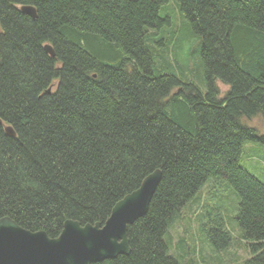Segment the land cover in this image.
Listing matches in <instances>:
<instances>
[{
  "label": "trees",
  "instance_id": "1",
  "mask_svg": "<svg viewBox=\"0 0 264 264\" xmlns=\"http://www.w3.org/2000/svg\"><path fill=\"white\" fill-rule=\"evenodd\" d=\"M174 1L0 0V219L50 237L68 219L105 223L161 169L130 254L95 264H180L169 228L192 201L205 213L198 192L219 177L239 201L202 223L207 242L230 249L235 221L250 250L239 264H264V181L241 164L264 147L248 123L264 122V0ZM172 12L200 39L208 91L170 71Z\"/></svg>",
  "mask_w": 264,
  "mask_h": 264
},
{
  "label": "rangeland",
  "instance_id": "2",
  "mask_svg": "<svg viewBox=\"0 0 264 264\" xmlns=\"http://www.w3.org/2000/svg\"><path fill=\"white\" fill-rule=\"evenodd\" d=\"M174 2V0H168V6L172 8ZM161 14L165 17L167 16L164 11H161ZM170 18L172 27L164 34L167 37H162L164 39L167 38L168 42H170L169 53H167L168 60L173 66L170 71L181 80L193 81L208 91V83L205 79L206 73L201 64L200 39L188 31L179 14L172 12ZM171 36H173L172 40L169 41ZM160 53L163 55L165 52ZM158 61H162L161 57ZM218 85L223 92L229 89L228 85L220 81ZM248 123L256 126L261 133H264L262 118L255 117ZM263 161L264 147H258L256 155L244 153L241 158L242 166L250 170L262 181H264ZM198 196L201 197L203 203L208 204V207L204 210L205 213L201 206L199 209L195 208L196 205L190 208L189 205L193 203L192 201L183 209L180 215L181 220H177L172 227L170 226L171 228H169V232L166 235V240L170 245V252L178 258L180 264H230L232 262L239 264L243 262L250 256V250L245 247V241L240 235L242 230L235 221L232 223V228L234 231L233 235L237 241L228 250L216 248L208 243L207 232L202 226L203 222L209 227L213 226L215 222L212 219H216L218 214L223 216L233 214L234 211L231 208H234L239 201L234 188L223 178L210 177L198 192ZM216 196L220 198L218 199Z\"/></svg>",
  "mask_w": 264,
  "mask_h": 264
},
{
  "label": "water",
  "instance_id": "3",
  "mask_svg": "<svg viewBox=\"0 0 264 264\" xmlns=\"http://www.w3.org/2000/svg\"><path fill=\"white\" fill-rule=\"evenodd\" d=\"M21 10L36 16L32 6ZM45 49L55 56L51 45ZM5 129L10 136L16 135L12 126ZM161 179L162 171L156 169L138 189L116 203L105 223L82 224L68 219L58 237H50L42 230H28L9 216L1 218L0 264H95L130 254L129 225L147 214Z\"/></svg>",
  "mask_w": 264,
  "mask_h": 264
}]
</instances>
